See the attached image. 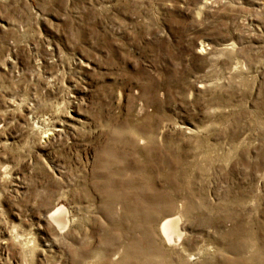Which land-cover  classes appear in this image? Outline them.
<instances>
[{
	"label": "rangeland",
	"instance_id": "1",
	"mask_svg": "<svg viewBox=\"0 0 264 264\" xmlns=\"http://www.w3.org/2000/svg\"><path fill=\"white\" fill-rule=\"evenodd\" d=\"M0 264H264V0H0Z\"/></svg>",
	"mask_w": 264,
	"mask_h": 264
},
{
	"label": "bare ground",
	"instance_id": "2",
	"mask_svg": "<svg viewBox=\"0 0 264 264\" xmlns=\"http://www.w3.org/2000/svg\"><path fill=\"white\" fill-rule=\"evenodd\" d=\"M170 225V224H169ZM171 228V227H170ZM174 232V231H173Z\"/></svg>",
	"mask_w": 264,
	"mask_h": 264
}]
</instances>
